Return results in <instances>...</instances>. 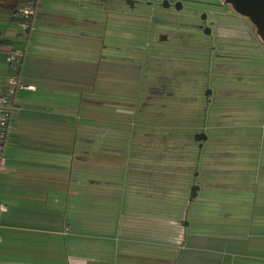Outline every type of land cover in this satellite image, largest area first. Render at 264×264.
Returning a JSON list of instances; mask_svg holds the SVG:
<instances>
[{
    "label": "crops",
    "instance_id": "1",
    "mask_svg": "<svg viewBox=\"0 0 264 264\" xmlns=\"http://www.w3.org/2000/svg\"><path fill=\"white\" fill-rule=\"evenodd\" d=\"M107 1L38 0L27 39L11 12L0 9V92L14 49L24 51L20 80L31 87L17 90L5 141L0 264H264V97L247 109L211 107L213 92L198 99L204 113L195 135L208 138L198 141L200 207L188 225L196 198L190 201V190L160 195L153 181L158 155L95 151L107 135L95 130L102 101L89 98L95 63H110L100 37L105 18L121 14L119 7L107 9ZM210 50L211 63L220 50ZM142 55L156 71L157 56ZM242 56L264 62V55ZM124 105L123 121H104L127 124L135 105L128 111ZM138 109L142 145L152 127Z\"/></svg>",
    "mask_w": 264,
    "mask_h": 264
},
{
    "label": "rangeland",
    "instance_id": "2",
    "mask_svg": "<svg viewBox=\"0 0 264 264\" xmlns=\"http://www.w3.org/2000/svg\"><path fill=\"white\" fill-rule=\"evenodd\" d=\"M145 1L134 5L128 0L120 4L113 0L105 3L107 9L121 8V14L111 13L110 20L105 18L109 24L105 25L100 40L105 45L104 56H109L111 61L101 65L96 61L95 96H89L102 101L96 108L99 120L95 130L103 128L107 132L106 139L99 142L96 138V152L119 150L125 153L121 155H131V150L139 148L135 112L139 101L151 92L156 94V99H163L166 94H183L189 100H198L206 98V91L211 89V107L223 109L227 106L247 109L263 102L264 62L256 58L250 64L252 59L242 56L264 55V42L247 17L238 14L224 0H169L170 7L160 0ZM176 1L181 2L179 9ZM213 45L220 53L209 64L207 53ZM144 52L161 56L162 64L156 71L145 65ZM180 59L185 64L175 61ZM182 75L186 79L180 81ZM123 104L127 105V111L128 104L135 105L132 114H125L127 124L110 122L126 118ZM199 204V198L192 202L186 214L188 223L198 214ZM96 211L98 215L101 209ZM192 227H186L188 233L195 229V224Z\"/></svg>",
    "mask_w": 264,
    "mask_h": 264
},
{
    "label": "trees",
    "instance_id": "3",
    "mask_svg": "<svg viewBox=\"0 0 264 264\" xmlns=\"http://www.w3.org/2000/svg\"><path fill=\"white\" fill-rule=\"evenodd\" d=\"M37 1L0 0V9L11 12L13 18L20 23L23 20L20 10L27 5L37 4ZM160 57H157L159 65L162 64ZM180 60V62L175 61L185 64L182 59ZM206 61L210 64V59L207 58ZM161 77L158 76V78ZM185 79L186 77L182 75L180 81ZM182 95H165L163 99H156V96L152 101L144 98L138 103L139 113L141 111L142 114L147 115L152 127L144 132L146 135L150 131L149 136L144 138V143L138 146V154L141 152L142 155L159 156L158 172L153 176V181L157 184L160 195L164 197L170 196L172 191L169 189H174L173 191L179 195L188 196V191L195 181V175L199 171V155L204 152V148H200V142L196 140L197 127L194 122L204 113L200 107L201 102L189 100ZM188 118H191L189 126H187L188 123L183 125V121ZM132 153L134 155L136 150Z\"/></svg>",
    "mask_w": 264,
    "mask_h": 264
},
{
    "label": "built area",
    "instance_id": "4",
    "mask_svg": "<svg viewBox=\"0 0 264 264\" xmlns=\"http://www.w3.org/2000/svg\"><path fill=\"white\" fill-rule=\"evenodd\" d=\"M20 12L23 16V20L19 23L20 29L24 39H27L31 31L34 29L33 18L37 12V4L27 5L22 8ZM23 57L24 51H22V49H14L10 52L8 61L11 74L7 79L8 85L2 92H0V173L5 169L4 147L16 104L15 97L17 90L20 88H31L20 80ZM0 210L5 211L6 206L0 205Z\"/></svg>",
    "mask_w": 264,
    "mask_h": 264
},
{
    "label": "water",
    "instance_id": "5",
    "mask_svg": "<svg viewBox=\"0 0 264 264\" xmlns=\"http://www.w3.org/2000/svg\"><path fill=\"white\" fill-rule=\"evenodd\" d=\"M226 4L232 6V8L240 15L247 17L251 23L256 28L257 35L264 42V0H224ZM132 2V1H131ZM133 4V3H132ZM170 6L169 0H164V6ZM181 2H177L176 8L179 9L181 7ZM206 32L210 33V29L206 27ZM167 37L165 36V39ZM212 94V90L208 89L206 91V96ZM208 136L206 133H201L196 136L197 141H205ZM203 144H200L202 147ZM200 189V185L198 183H194L190 189V201L196 198L198 190ZM185 225H188L187 220H185Z\"/></svg>",
    "mask_w": 264,
    "mask_h": 264
},
{
    "label": "flooded vegetation",
    "instance_id": "6",
    "mask_svg": "<svg viewBox=\"0 0 264 264\" xmlns=\"http://www.w3.org/2000/svg\"><path fill=\"white\" fill-rule=\"evenodd\" d=\"M125 1H127V0H125ZM128 1H129V2L132 1L131 3H133V5H134V4H136L137 2H139V1H141V0H128ZM160 1H161L160 3L164 5V0H160ZM145 2H149V1L147 0V1H145ZM176 2H177V1H176ZM170 6H171V5H170ZM170 6H169V7H170ZM160 21H163V22H164V21H165V22H169V21H166L165 19H160ZM203 27H205V26L203 25ZM163 38H165V36H164ZM166 39H167V38H166Z\"/></svg>",
    "mask_w": 264,
    "mask_h": 264
}]
</instances>
